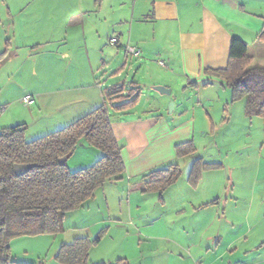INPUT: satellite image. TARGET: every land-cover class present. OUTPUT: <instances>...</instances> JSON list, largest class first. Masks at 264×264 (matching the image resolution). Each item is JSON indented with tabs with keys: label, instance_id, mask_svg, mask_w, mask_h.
Here are the masks:
<instances>
[{
	"label": "crops",
	"instance_id": "1",
	"mask_svg": "<svg viewBox=\"0 0 264 264\" xmlns=\"http://www.w3.org/2000/svg\"><path fill=\"white\" fill-rule=\"evenodd\" d=\"M2 19L6 22L2 23ZM0 35V54L7 50L0 60V107H6L0 115V131L15 126L26 131L31 123L37 129L34 135H47L102 106L105 88L123 85L140 90L139 101L131 112L109 111L125 166L122 180L102 187L112 195H117V190L138 192L142 175L175 162L174 147L195 140L193 118L138 114L143 95L139 75L150 78L153 87L162 86L172 93L167 82L177 80L174 76L178 72L181 95L198 89L200 84H215L223 98L219 94L213 99L203 95V101L202 95L196 93L197 104L202 108L212 100L222 101L228 108L223 119L227 123L236 105L242 127L253 123L254 118L244 115V101L228 103L224 82L205 71L226 67L234 38L247 45L252 57L248 68L264 69V0H0ZM113 39L116 45L111 44ZM126 47L138 49L139 58L149 60L163 54L178 71L170 69L159 75L143 58L141 62L145 63L138 67L128 59L121 64L120 52L124 53ZM156 64L166 67L159 60ZM28 66L32 67L29 71ZM22 80H30L32 87L27 93H16L15 87L23 85ZM25 95L34 98L28 109L20 103ZM156 103L158 112L166 110L167 101L156 99ZM175 109L174 106L171 113ZM182 111L187 114L186 109ZM205 120L213 126L209 112ZM77 150L89 152L94 158L100 156L85 143ZM176 185L168 190H176ZM187 186L186 181L185 189L189 191ZM195 200L199 209H214L209 204L212 202ZM11 254L13 257L12 248Z\"/></svg>",
	"mask_w": 264,
	"mask_h": 264
},
{
	"label": "rangeland",
	"instance_id": "2",
	"mask_svg": "<svg viewBox=\"0 0 264 264\" xmlns=\"http://www.w3.org/2000/svg\"><path fill=\"white\" fill-rule=\"evenodd\" d=\"M1 22L5 23L6 19ZM8 36L13 39L12 34ZM142 58L159 75L169 73L170 69L178 71L176 66H170L163 54L158 59L149 60L120 52L121 64L128 59L131 65L138 67L145 63L141 62ZM158 60L166 67L158 66ZM32 63L33 60L29 62ZM30 69L32 67L28 66L27 70ZM174 77L178 79L167 82L173 91L165 96L155 91L150 78L139 75L143 95L136 111L141 116L152 114L165 119L184 116L183 120H195V140L192 141L195 154L176 158L173 162L182 172L176 190H167L160 198L155 193L143 194L142 186L131 194L117 190V195H112L109 190L104 192L105 188H102L88 206L65 215L62 233L13 240L10 249L14 260L29 264H58L54 257L62 244L82 237L93 240L100 235L99 244L89 252L87 264H116L118 261L123 264H264L263 122L254 118L252 124L242 127L236 105L229 113L230 122H224L228 108L222 101L212 100L201 108L195 98L196 93L202 95V100L205 95L209 99L216 98L217 94L222 96L217 93L218 86L200 84L198 89L181 95L178 72ZM21 83L23 85L15 87L16 93H27L32 87L30 80ZM225 92L229 103L230 92ZM156 99L167 101L165 111L155 109ZM171 104L176 107L172 113ZM185 109L186 115L182 111ZM109 111L113 112L112 109ZM207 112L214 120L213 126L205 120ZM28 124L25 131L27 142L46 135H34L37 129ZM99 155L94 158L89 152L77 150L66 161V166L70 172H76L92 166L102 157L101 153ZM195 159L219 167L204 174L197 188L188 185V191L185 185ZM196 198L212 202L209 204L214 209H199Z\"/></svg>",
	"mask_w": 264,
	"mask_h": 264
},
{
	"label": "trees",
	"instance_id": "3",
	"mask_svg": "<svg viewBox=\"0 0 264 264\" xmlns=\"http://www.w3.org/2000/svg\"><path fill=\"white\" fill-rule=\"evenodd\" d=\"M7 50L0 54V60ZM252 61L247 45L232 39L228 62L224 69L206 70L205 74L224 82L229 90L230 104L245 100L244 115L259 118L264 127V69H249ZM104 104L65 128L27 142L25 128L15 126L0 131V264L17 262L10 243L22 237L58 235L63 231L65 215L79 210L93 200L105 184L122 180L125 166L111 126L109 109L124 113L139 101L140 90L114 85L102 90ZM81 143L102 154L92 166L70 172L60 160L66 161ZM177 159L195 154L193 142L174 147ZM33 165L27 173L17 176L14 167ZM216 164L195 159L187 183L196 188L205 172L217 169ZM177 164L152 170L141 176L143 194L166 192L181 177ZM208 206V205H205ZM88 237L62 244L54 260L58 264H87L89 252L100 242ZM116 264H123L118 261Z\"/></svg>",
	"mask_w": 264,
	"mask_h": 264
},
{
	"label": "built area",
	"instance_id": "4",
	"mask_svg": "<svg viewBox=\"0 0 264 264\" xmlns=\"http://www.w3.org/2000/svg\"><path fill=\"white\" fill-rule=\"evenodd\" d=\"M112 45H116L117 41L115 39H113L111 41ZM124 53L128 56H132L134 58H139V50L134 48V47H126L124 49ZM160 65H162L160 63ZM34 104V98L32 95H25L22 99H21V105L23 108L28 109L30 108L32 105ZM5 107H0V115L4 112Z\"/></svg>",
	"mask_w": 264,
	"mask_h": 264
},
{
	"label": "water",
	"instance_id": "5",
	"mask_svg": "<svg viewBox=\"0 0 264 264\" xmlns=\"http://www.w3.org/2000/svg\"><path fill=\"white\" fill-rule=\"evenodd\" d=\"M155 91L158 92L161 95H167L169 96L171 91L162 87H156ZM171 111L174 108V105L171 104ZM66 162V159L63 158L60 160V164H64ZM34 166L33 165H17L14 167L15 173L17 176L23 175L25 173H27L28 171H30Z\"/></svg>",
	"mask_w": 264,
	"mask_h": 264
}]
</instances>
